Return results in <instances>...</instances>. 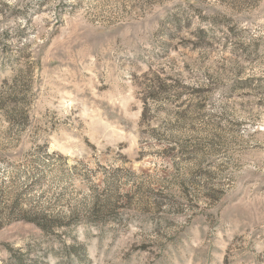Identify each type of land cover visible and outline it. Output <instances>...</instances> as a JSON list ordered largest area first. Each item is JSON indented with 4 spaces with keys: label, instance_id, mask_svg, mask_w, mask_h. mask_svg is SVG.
<instances>
[{
    "label": "rangeland",
    "instance_id": "1",
    "mask_svg": "<svg viewBox=\"0 0 264 264\" xmlns=\"http://www.w3.org/2000/svg\"><path fill=\"white\" fill-rule=\"evenodd\" d=\"M1 98L0 264H264V0H0Z\"/></svg>",
    "mask_w": 264,
    "mask_h": 264
},
{
    "label": "trees",
    "instance_id": "2",
    "mask_svg": "<svg viewBox=\"0 0 264 264\" xmlns=\"http://www.w3.org/2000/svg\"><path fill=\"white\" fill-rule=\"evenodd\" d=\"M13 95V96H12ZM12 95H9L8 97L13 100V101H18L19 95H21L20 92L17 91H13ZM16 96V97H15ZM23 96H21V98H23ZM0 103L1 104H5L6 106H8L9 102H7L6 99H0ZM21 101L17 102L16 104V108H14V110H16V112L11 111V115L12 116H17L20 117L22 116L25 112L24 109L22 107V105H20ZM145 109V107H144ZM145 114V112H143ZM18 199L15 198L14 201L9 202V204H5V203H1L0 204V220H2L3 218H10V219H21L24 221H30L36 225H38L40 228L42 229H47L50 226L54 225V224H59L62 222V218H60L59 216H52L49 215L47 213H45L44 211H39V210H34L33 208H27V209H17L16 211V205L18 204ZM16 212V213H15Z\"/></svg>",
    "mask_w": 264,
    "mask_h": 264
}]
</instances>
